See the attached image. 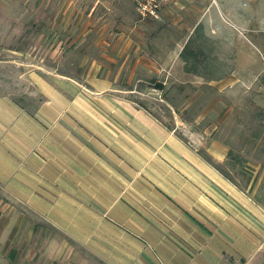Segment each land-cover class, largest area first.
Wrapping results in <instances>:
<instances>
[{
    "label": "crops",
    "instance_id": "1",
    "mask_svg": "<svg viewBox=\"0 0 264 264\" xmlns=\"http://www.w3.org/2000/svg\"><path fill=\"white\" fill-rule=\"evenodd\" d=\"M91 1L126 14V0H28L51 14L5 33L36 25L68 51L94 31L92 14L77 18ZM37 83L34 108L0 96V264H264V201L197 146L119 92Z\"/></svg>",
    "mask_w": 264,
    "mask_h": 264
},
{
    "label": "rangeland",
    "instance_id": "2",
    "mask_svg": "<svg viewBox=\"0 0 264 264\" xmlns=\"http://www.w3.org/2000/svg\"><path fill=\"white\" fill-rule=\"evenodd\" d=\"M126 1V14L110 19L102 2L85 3L77 18L92 14L94 31L55 51L39 42L36 25L5 33L7 22H38L52 10L0 0V96L34 108L42 100L37 82L57 75L89 95L119 92L264 201V0ZM186 47L198 61L181 57ZM97 82L115 89L93 93Z\"/></svg>",
    "mask_w": 264,
    "mask_h": 264
},
{
    "label": "trees",
    "instance_id": "3",
    "mask_svg": "<svg viewBox=\"0 0 264 264\" xmlns=\"http://www.w3.org/2000/svg\"><path fill=\"white\" fill-rule=\"evenodd\" d=\"M181 57L186 61L189 62L192 58H194V61H198V53L195 50H190L188 47L184 49V51L181 54ZM187 71H191L190 68L187 67Z\"/></svg>",
    "mask_w": 264,
    "mask_h": 264
}]
</instances>
